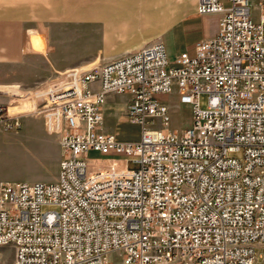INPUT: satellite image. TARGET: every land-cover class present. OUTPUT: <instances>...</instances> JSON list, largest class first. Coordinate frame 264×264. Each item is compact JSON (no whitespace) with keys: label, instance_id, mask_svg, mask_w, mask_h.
I'll return each instance as SVG.
<instances>
[{"label":"built area","instance_id":"2783aa9c","mask_svg":"<svg viewBox=\"0 0 264 264\" xmlns=\"http://www.w3.org/2000/svg\"><path fill=\"white\" fill-rule=\"evenodd\" d=\"M229 2L197 0L199 16L220 18L195 57L170 59L157 40L29 92L25 112L58 136L59 176L0 182V248H13L0 264H112L117 252L121 264H264V12L255 21L249 0ZM175 90L193 108L179 134L157 99ZM122 94L135 142L106 125L109 97ZM8 113L0 123L21 127Z\"/></svg>","mask_w":264,"mask_h":264},{"label":"rangeland","instance_id":"374dc122","mask_svg":"<svg viewBox=\"0 0 264 264\" xmlns=\"http://www.w3.org/2000/svg\"><path fill=\"white\" fill-rule=\"evenodd\" d=\"M33 1L0 0V107L6 116L9 115L11 107L20 106L25 109V104L30 101H27L29 92L39 90L43 84L54 80L31 76L33 60L47 48L46 30L41 27H47L51 22L43 23L38 30L35 26L40 18H54V13L50 11L48 14L32 12V9H37L36 5L38 6ZM191 2L192 0H66L61 15L64 19L61 26L64 37L71 42L75 41L76 44L84 41L86 35L95 40L112 26L121 23H127L135 36L150 38L165 24L171 10L177 7L189 10ZM222 2L225 7L230 6L229 0ZM249 5L251 17L258 21L264 12V0H249ZM73 7L77 9V18L70 21L68 18L73 15ZM218 22L217 15L192 18L189 32L175 43L173 51L191 46L204 38L218 26ZM35 36L40 38V42L34 39ZM39 43L40 49L36 50L35 44ZM18 58L20 60H17ZM157 99L169 109L170 123L166 127L167 130L179 134L192 125L193 108L180 103L177 90L170 95L157 96ZM129 101L128 94L109 97L106 125L109 132L115 133L120 140L135 142L141 137V127L127 120L122 110ZM200 106L203 110L207 109V95L201 96ZM19 114V128L7 129L0 123V182H57L62 156L58 136L47 134L41 117L27 114L25 111ZM88 157L91 160H102L97 152H90ZM92 165L100 168L107 166L98 163ZM129 168L139 170L140 164L130 159ZM261 253L262 250H258V254ZM0 257L11 261L13 248H0ZM109 260L112 264H121L123 255L120 252L112 253Z\"/></svg>","mask_w":264,"mask_h":264},{"label":"crops","instance_id":"0c3cea01","mask_svg":"<svg viewBox=\"0 0 264 264\" xmlns=\"http://www.w3.org/2000/svg\"><path fill=\"white\" fill-rule=\"evenodd\" d=\"M66 0H34L37 3L36 8L32 9L35 13L47 14L49 11L54 13V18L48 17L38 19V25L35 29H39L43 23L51 22L48 26L41 27L46 30L47 45L46 51H42L41 55L33 60V78H55L62 72L69 69L87 67L90 65L108 63L119 59L129 53L138 51L154 41H163L166 45L170 59H175L177 56L188 53L189 56L195 57L196 44L202 40H210L217 36L218 26L208 33L204 38L195 42L191 46L183 47L181 50H174L176 42L184 38L191 28V20L194 17H199L197 14V0H192L189 10L177 7L171 10L169 16L165 20V24L153 33V37L142 38L135 36L130 30L127 23H121L112 26L109 31L102 33L97 39L91 40L88 35L85 36L81 43H74L64 36L61 22ZM50 9V10H49ZM73 15L69 17L70 21L76 20L77 9L73 7ZM204 16V17H210ZM219 17V16H218ZM220 18V17H219ZM35 21V19H33ZM36 41L40 38L35 36ZM168 39V41H166ZM36 50L40 49V43L35 44ZM43 49V48H42ZM73 51H72V50ZM70 50V51H69ZM41 51V50H40ZM17 60H20L19 58ZM25 109L28 104L24 106Z\"/></svg>","mask_w":264,"mask_h":264},{"label":"bare ground","instance_id":"6f19581e","mask_svg":"<svg viewBox=\"0 0 264 264\" xmlns=\"http://www.w3.org/2000/svg\"><path fill=\"white\" fill-rule=\"evenodd\" d=\"M29 110V106L26 109H22V107H11L9 111L14 112V113H20L23 111Z\"/></svg>","mask_w":264,"mask_h":264}]
</instances>
